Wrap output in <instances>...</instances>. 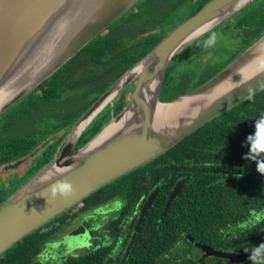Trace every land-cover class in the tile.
<instances>
[{"label": "water", "instance_id": "1", "mask_svg": "<svg viewBox=\"0 0 264 264\" xmlns=\"http://www.w3.org/2000/svg\"><path fill=\"white\" fill-rule=\"evenodd\" d=\"M140 1L0 0V116ZM254 1L209 0L163 36L93 103L74 125L60 156L0 206V256L95 191L264 91L263 35L209 80L176 99H161L174 58ZM135 80L126 106L72 154L94 118ZM24 160L5 169H15ZM190 180L188 176L176 183L161 218ZM158 191L149 196L139 222ZM186 238L203 253L201 260L219 257L236 264L250 260L251 252L216 250L195 242L189 234ZM260 259L264 253L255 260ZM125 260L126 256L121 264Z\"/></svg>", "mask_w": 264, "mask_h": 264}, {"label": "trees", "instance_id": "2", "mask_svg": "<svg viewBox=\"0 0 264 264\" xmlns=\"http://www.w3.org/2000/svg\"><path fill=\"white\" fill-rule=\"evenodd\" d=\"M180 1L183 2L174 0V3L170 4L175 7ZM208 1L204 0L194 11L186 15V19ZM152 5L151 0L150 5L146 6L144 2L137 7L140 13L153 16ZM171 9L172 7H169L158 13L157 24L164 23ZM131 19L134 21L136 17L133 16ZM118 25L120 28L114 37L98 35L52 77L16 104V106L36 104L31 109L41 110L42 115L25 120L23 124L26 130L23 132L0 133V167L27 156L42 139L34 143L28 141L26 135L34 133L43 137L41 126L48 123V119L53 115H56L54 118L61 122L62 127L73 125L84 109L86 112L163 38L157 36L156 39L153 37L141 39L131 44V47L136 45V50L127 52L128 34L142 33L145 29L127 25L124 16L115 21L110 28ZM213 34L217 36L216 42L211 47H204V42ZM263 35L264 0H256L177 55L188 53L191 59H174L166 73L161 99L163 101L176 99L209 80ZM219 44L222 45V49L218 51ZM212 48L218 52L214 53L215 58L203 68L193 67L196 71L191 70L193 66L191 64L208 54ZM114 50L116 54H113ZM109 55L115 59H103ZM194 57L197 59H193ZM75 99L85 100L84 107L78 112L75 107L71 111L68 109V105ZM126 104L125 95L118 98L110 109L109 116L94 122L82 143H86L97 134ZM16 106L0 119L14 111ZM45 114L47 119L44 123L40 122ZM261 115H264V91L212 119L145 166L155 171L159 177L163 175V179L167 174H172V183L166 180L161 182L164 187L155 200L158 213L165 201V190H169L172 184L185 176H190L191 180L174 200L163 219H160L159 214V233L156 239H139L126 264H200V262L206 264L209 260L210 264H236L219 257L199 262L197 259L200 250L185 238L187 247H179L183 250H178L174 254L167 253L173 243L175 247L182 241L177 239L179 233L181 236L187 233L195 242L227 252H251L254 246L264 243V168L257 170V164L264 162V152H252L248 155L247 143V137L254 134L255 121ZM28 125L32 127L30 130ZM49 129L47 133H51V128ZM204 160H211L215 164L208 168L204 165ZM191 169L195 172L190 174ZM113 183L112 188H117L119 179ZM16 190L7 191L0 206ZM149 218L148 216L147 220ZM53 236L54 234L47 235L38 229L3 253L0 256V264H49L40 261L38 255L42 252L43 244ZM142 241L148 245L146 249H143ZM106 256L101 251L88 252L70 256L58 264H103ZM43 258L46 259V256H42V260ZM241 264H264V259L249 260Z\"/></svg>", "mask_w": 264, "mask_h": 264}, {"label": "flooded vegetation", "instance_id": "3", "mask_svg": "<svg viewBox=\"0 0 264 264\" xmlns=\"http://www.w3.org/2000/svg\"><path fill=\"white\" fill-rule=\"evenodd\" d=\"M203 1L204 0H193L191 9L184 16L194 11ZM152 3H153L152 8L155 9L156 11V14H154L153 16H147L145 13H140L138 8H134V7L130 9L127 12V14L126 13L123 14V16L127 19V25L140 26L143 29H145V31L142 33L128 34V36L126 37L128 42L126 45L127 52L136 50V45L134 47H131V44L137 41H141V39L147 37H153V39H156L157 36H165L164 33L165 27H167L168 29L169 27H174V26L176 27L178 24H180L178 23L177 25H175L176 22H178V20H180V18L183 15L180 16L177 21H175V19L172 20L174 16L176 17V14L174 15L169 14L168 15L169 17L164 21V23L157 24V22L159 21L158 13L171 7V4L169 5V7H166L168 4V0H152ZM178 6L179 8L177 9ZM182 7H183V2L180 1L177 5H175L174 9L175 10L177 9L178 11ZM133 16L136 17L134 21L131 19ZM111 25L100 35L104 37H114L116 32L119 30L120 26L118 25L116 27L110 28ZM113 52H114L113 54H116L115 50ZM215 56L216 55H213L214 58ZM183 57L184 59H191L190 54L188 53H186L185 55L176 56L174 59H182ZM82 59H86V58L82 57ZM103 59H115V58H112L109 55ZM135 83L136 80L132 83L133 89L126 88L125 90H123L111 103H109L94 118L91 124L83 132L81 139L78 141L79 143L78 142L76 143L75 147L73 148L72 154L77 152V150L85 143V142L82 143V139L86 137L93 123L102 118H107L109 116L110 114L109 111L111 108H113L114 102L118 98L123 97L125 95V98L127 99L128 102L134 90ZM84 102L85 100H81V101H78L77 99L72 100L71 103L68 105V109L71 111L75 107V109L78 112L80 109L84 107L83 105ZM16 104L14 106H16ZM33 105L36 104L17 105L14 111L6 115L3 119H0V133L3 131H7V133L11 131L13 133H20L25 131L26 126L23 124L25 120H27L29 117H31L32 119L33 116L36 117L42 115L41 110L36 108L31 109ZM237 105H235L234 107H236ZM14 106H12L11 109H13ZM8 110L4 114H6ZM86 112L84 109L83 113L78 118L80 119L81 117H83ZM2 116H0V118ZM55 116L56 115H53V117L49 118L48 123L47 122L44 123V121L47 119L46 114L44 115L43 119L40 120V122L44 123V125L41 126L44 132L43 137H40L34 133H29L28 135H26L28 141H34V143L42 139V141L36 147H34L27 156L18 159L14 162L7 163L0 167L3 169V173L0 174V181L2 183L0 186V202L4 198V195L7 193V191H11L14 189L18 190L19 187H21L24 183H26L29 179H31V176L37 173L42 168L43 165L47 164L49 161L54 160L60 156V153L64 148L74 125L79 121V119L77 118L78 120L74 122L73 125H71L70 127H65V126L62 127L61 122L55 120L54 118ZM114 116H112V118ZM112 118H110V120ZM13 122H16L17 124L14 125ZM28 128L30 130L32 127L28 125ZM49 128H51V133H47L50 131ZM44 136L46 137L44 138ZM22 159L25 160L21 164H19L17 168L8 169V170L5 169L6 166L15 164ZM149 162L143 164L142 166L118 178L119 183L117 188H112V185L114 184L113 182L118 179L103 186L99 190L89 195L86 199L82 200L78 204L74 205L71 209H69L68 211L64 212L63 214H61L60 216L49 222L48 223L49 226H46L48 225L46 224L43 227H41L40 229L42 230V232L46 233L47 235L54 234V236L49 241L43 244L42 252L40 253L41 255L40 254L39 255L41 257L46 255L47 258L40 261L47 262L49 264H58V262H60L61 260L63 261L69 258L70 256H78V255H82L83 253H88V252L95 253L97 251H101L103 255L105 254L107 255L106 260L104 261L103 264L109 262L111 259L113 261L110 262L109 264H120L124 256H126V260L124 262V264H126L129 261L130 255L134 250L136 243L139 241V239H148V240L156 239L159 233V228H158L159 214H161L160 215V219H161L170 192L172 191L176 183L179 180L185 178L186 176L179 179L174 184H172L169 187V190H165L166 191L165 201L162 208L160 209V212L158 213L155 207V200L164 187L163 184H161V182L163 180L164 181L166 180V182L172 183V174L170 173L167 174L165 179H163V175L159 177L155 171L145 167ZM203 163L208 168L215 164L211 160H204ZM189 172L191 174L194 173L195 170L191 169ZM159 179H160V183H158ZM7 180L9 181L7 182ZM157 190L159 191L154 201L152 202L151 206L147 208L142 221L139 222L141 215L143 213V208L146 205L149 196H151ZM148 216L150 217L149 220H147ZM186 235L187 233H184L183 236H181L180 233L177 234V239H181L182 241L177 243L175 247L177 248L187 247L186 243L184 242V238L187 240ZM67 239L80 240L82 245L77 247V251H83V253L72 255L75 252V250H72L73 251L72 254L62 257L61 256L62 253H66L70 249V246H68L65 243ZM131 243L132 246L130 247ZM53 245H54L53 254H51L50 250ZM141 245L143 246V249H146L148 247V245L145 244L144 241L141 242ZM174 245L175 244L173 243L171 247L168 248L169 251H167V253L174 251L175 249ZM186 250L189 251L188 249ZM198 252H199V258L197 260H199L200 262L203 253L201 251ZM39 255H38V259H39ZM211 258L213 257H207L204 260H202V262L207 261ZM210 263L211 260H209L206 264H210Z\"/></svg>", "mask_w": 264, "mask_h": 264}, {"label": "rangeland", "instance_id": "4", "mask_svg": "<svg viewBox=\"0 0 264 264\" xmlns=\"http://www.w3.org/2000/svg\"><path fill=\"white\" fill-rule=\"evenodd\" d=\"M183 1V7L180 9V10H178L177 11V9L179 8V6L177 7V9L175 10L174 9V5L172 4V3H174V0L172 1V0H168V4H167V6L166 7H169V5H170V2H172L171 3V7H172V9H171V11H170V14L171 15H174V14H176V17L174 16L173 18H172V20H174L175 19V21H177L178 19H179V17L180 16H182L181 18H180V20H178V22H176V24L175 25H177L178 23H181L184 19H186L185 17L186 16H184L185 14H187L188 12H189V10L191 9V7H192V2H193V0H182ZM146 3V6H148V5H150V3H151V0H141L139 3H138V5L139 4H141V3ZM182 4V3H181ZM137 5V6H138ZM134 7V8H138V7ZM152 12H153V15L154 14H156V11H155V9H153L152 8ZM126 14H127V12H126ZM182 18H184V19H182ZM175 27V26H174ZM174 27H169L168 29H167V27H165L164 28V33H165V35L169 32V31H171ZM191 47V46H190ZM189 47V48H190ZM222 49V45L221 44H219V46H218V48H217V50L219 51V50H221ZM189 52H191V51H189ZM215 52H217L216 51V49H214V48H212V50L208 53V54H206V55H204L203 57H201L197 62H195V63H192L191 64V66H192V69L191 70H193V71H196L193 67H195V68H203V66H205L210 60H212V59H214V57H213V55H214V53ZM218 53V52H217ZM182 59H184V57L182 58ZM193 59H197V58H193ZM128 88H132V84L128 87ZM133 89V88H132ZM131 89V90H132ZM125 90V89H124ZM127 97H128V94H127ZM22 100V99H21ZM11 109V108H10ZM9 109V110H10ZM1 173H3V169L2 168H0V174ZM9 180H11V179H9ZM9 180H7V182L9 181ZM1 181H0V186H1ZM20 188V187H19ZM253 220V219H252ZM251 221V220H250ZM250 221H249V223H250ZM68 241V242H67ZM67 241H65V243L68 245V246H70V249H69V251H67L66 253H62V257H65V256H68V255H70V254H72L73 253V251L72 250H75V252L72 254V255H75V254H82L83 253V251H77V247H79L80 245H82L81 244V242H80V240H76V239H67ZM53 248H54V245L52 246V248H51V250H50V253L51 254H53ZM178 250H183L182 248H178V249H175L174 251H171V252H169V253H172V254H174L176 251H178ZM77 252V253H76ZM54 254H56V253H54ZM46 256V255H45ZM49 257V256H48ZM46 258H47V256H46ZM39 260H42V257L40 256L39 257ZM43 260H44V258H43ZM122 263V262H121ZM120 263V264H121ZM124 264V263H123Z\"/></svg>", "mask_w": 264, "mask_h": 264}, {"label": "clouds", "instance_id": "5", "mask_svg": "<svg viewBox=\"0 0 264 264\" xmlns=\"http://www.w3.org/2000/svg\"><path fill=\"white\" fill-rule=\"evenodd\" d=\"M216 39V34L209 36L208 40L204 42V47H211L216 42ZM249 91L251 92L252 90L249 89ZM254 128V134H250L247 137V143L249 146L248 155H250L252 152H264V115H261L259 119L255 121ZM261 168H264V162L257 164V170L259 171ZM262 253H264V243L252 248L249 259L255 260Z\"/></svg>", "mask_w": 264, "mask_h": 264}, {"label": "bare ground", "instance_id": "6", "mask_svg": "<svg viewBox=\"0 0 264 264\" xmlns=\"http://www.w3.org/2000/svg\"><path fill=\"white\" fill-rule=\"evenodd\" d=\"M123 95V94H122ZM112 118V117H111ZM64 140H65V138H64ZM79 143V142H78Z\"/></svg>", "mask_w": 264, "mask_h": 264}]
</instances>
